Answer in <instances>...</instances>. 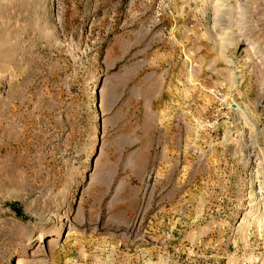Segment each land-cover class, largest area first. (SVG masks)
Segmentation results:
<instances>
[{"label":"rangeland","instance_id":"1","mask_svg":"<svg viewBox=\"0 0 264 264\" xmlns=\"http://www.w3.org/2000/svg\"><path fill=\"white\" fill-rule=\"evenodd\" d=\"M0 264H264V0H0Z\"/></svg>","mask_w":264,"mask_h":264},{"label":"trees","instance_id":"2","mask_svg":"<svg viewBox=\"0 0 264 264\" xmlns=\"http://www.w3.org/2000/svg\"><path fill=\"white\" fill-rule=\"evenodd\" d=\"M11 208H13L14 212H15L17 215L19 214V210H17V209L15 210V209H14V206H12Z\"/></svg>","mask_w":264,"mask_h":264},{"label":"bare ground","instance_id":"3","mask_svg":"<svg viewBox=\"0 0 264 264\" xmlns=\"http://www.w3.org/2000/svg\"><path fill=\"white\" fill-rule=\"evenodd\" d=\"M253 45V44H252ZM38 239H39V237H38Z\"/></svg>","mask_w":264,"mask_h":264}]
</instances>
